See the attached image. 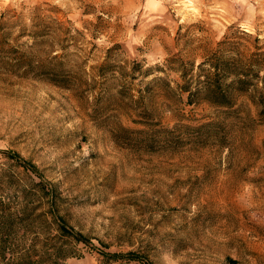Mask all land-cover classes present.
Segmentation results:
<instances>
[{
	"label": "rangeland",
	"instance_id": "374dc122",
	"mask_svg": "<svg viewBox=\"0 0 264 264\" xmlns=\"http://www.w3.org/2000/svg\"><path fill=\"white\" fill-rule=\"evenodd\" d=\"M2 13L7 45L35 60L60 55L77 81L61 87L0 64V150L19 153L55 185L68 225L98 248L137 250L153 264H264V116L248 92L237 98L241 122L226 129V146L149 152L112 136L117 123L142 128V110L165 127L217 118L202 101L168 105L164 87L179 73L167 59L196 68L225 36L245 53L264 50V0H0ZM38 16L49 33L34 40L17 21L29 27ZM32 178L0 154L2 210L13 222ZM67 244L66 264H100L94 248Z\"/></svg>",
	"mask_w": 264,
	"mask_h": 264
},
{
	"label": "trees",
	"instance_id": "16d2710c",
	"mask_svg": "<svg viewBox=\"0 0 264 264\" xmlns=\"http://www.w3.org/2000/svg\"><path fill=\"white\" fill-rule=\"evenodd\" d=\"M3 16L4 13L0 18V59L7 61H0V64L16 71L19 76L39 78L72 88L77 82L76 78L70 75L69 68L59 59L60 55L55 53L49 59L35 60L30 51L21 50L18 45L15 49L6 44ZM17 20L20 19L17 17ZM30 21L29 27L17 21L22 34L27 33L37 40L49 33L45 18L38 16ZM243 45L240 40L225 36L196 68L179 56L167 59L169 67L179 73V80L174 87L169 83L164 87V92L169 95L165 96L168 105L182 101L183 97L187 104L202 101L217 110V118L198 124L178 121L172 127H165L148 119V113L142 110V128L133 129L117 123L112 129L113 138L117 140L121 135L120 139L126 143L138 144L149 152L178 148L196 141L225 145L226 129L241 122L235 109L239 95L248 92L250 101L258 108V116H264V50L245 53L241 50ZM0 154L37 178L31 179L32 186L20 188L21 201L18 202L15 216L17 222H13V217L2 210L6 202L0 196V264H66V259L74 254L72 247L67 244L70 241L94 248L100 256V264H153L147 255L137 250L108 251L95 246L87 236L68 225L58 214L55 185L44 178L34 163L15 151L0 150ZM30 195L35 200L32 196L29 198ZM34 223L45 224L47 231L41 233L39 228L32 232ZM13 224H17V252L9 244L11 234L15 232ZM25 237L30 239L26 240ZM7 251H11V258H8Z\"/></svg>",
	"mask_w": 264,
	"mask_h": 264
}]
</instances>
